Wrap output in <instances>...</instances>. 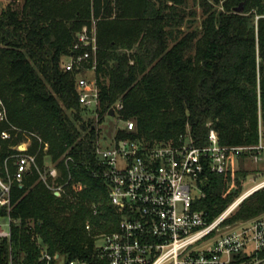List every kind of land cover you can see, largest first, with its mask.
Segmentation results:
<instances>
[{"label":"trees","instance_id":"16d2710c","mask_svg":"<svg viewBox=\"0 0 264 264\" xmlns=\"http://www.w3.org/2000/svg\"><path fill=\"white\" fill-rule=\"evenodd\" d=\"M191 4V5H190ZM242 5V13L234 8ZM196 7L200 9V19ZM97 20L96 124L116 105L131 133L114 141L176 144L187 134L206 145L210 130L221 145L258 144L264 124V0H11L0 3V100L10 138L0 137L3 163L13 173V148L29 140L39 169L54 165L64 188L55 197L35 169L11 189L9 240L0 264H41L36 237L50 255L96 262L91 236L114 231L120 220L101 177L95 150L98 130L81 109L75 74L63 57L77 33ZM44 145L47 150H44ZM193 208L207 221L241 195L246 174L204 172ZM79 184L78 192L72 186ZM94 210L97 211L94 214ZM264 214V190L244 200L227 222ZM7 214L0 210V217ZM93 227L88 235L85 224Z\"/></svg>","mask_w":264,"mask_h":264},{"label":"built area","instance_id":"2783aa9c","mask_svg":"<svg viewBox=\"0 0 264 264\" xmlns=\"http://www.w3.org/2000/svg\"><path fill=\"white\" fill-rule=\"evenodd\" d=\"M114 2L115 0H108ZM97 20L77 33L70 52L61 60L64 72L75 74L76 94L84 113L96 121L98 89L95 80L97 48ZM118 104L113 112L118 113ZM6 116L0 100V124ZM128 133L135 130L132 121H123ZM2 140L10 133L2 131ZM255 146L227 147L221 145L217 133L210 130L207 143L195 146L187 135H180L175 143H155L152 146L139 140L120 139L112 142L111 148H102L96 142L95 154L103 166L101 177L108 187V197L119 215L114 231L91 236L96 262L63 256L50 255L46 246L37 239L41 264H264V214L246 221L229 223L240 204L250 195L264 190V176L260 182L239 195L218 217L207 221L203 211L192 206L201 196L199 183L204 172L222 175L230 170L233 156L239 161L247 155L255 166L264 167V145L260 140ZM14 157V171L0 175V210L7 214L0 217V242L9 240L11 225L19 221L11 218L13 207L11 189L14 183L21 184L23 176L35 169L39 179L55 197H61L64 188L56 180L58 172L54 165L37 167L35 156L29 153V143ZM44 150L47 146L44 145ZM200 192L192 196L191 189ZM81 185L72 186L78 192ZM97 213L96 210L93 212ZM93 227L85 224L89 235ZM203 244H210L201 250ZM13 264L9 258V263Z\"/></svg>","mask_w":264,"mask_h":264},{"label":"rangeland","instance_id":"374dc122","mask_svg":"<svg viewBox=\"0 0 264 264\" xmlns=\"http://www.w3.org/2000/svg\"><path fill=\"white\" fill-rule=\"evenodd\" d=\"M1 5L6 6L8 2L5 0H0ZM191 5V4H190ZM195 11L198 13V21L200 19V9L196 7ZM94 124L96 126V129L98 130V144L101 145L103 148H111L112 147V142L114 139L115 134L119 131V129H123L122 127L124 126L123 120L116 117H109V116H104L102 118L101 123L96 124V121L94 120ZM260 124V140H262V143L264 145V124ZM29 140H22V142L18 143L15 145L13 148L16 150V148L19 149V151H22L24 149L23 144H28ZM30 145V143H29ZM264 155V154H263ZM2 167V173L4 176L6 175L8 170V164L3 163ZM230 170L231 171H240L242 173L246 174V178L244 181H242V187H241V194L244 193L245 191L252 186V181L253 182H260L262 180V176L260 173L264 176V167L261 163L258 164V166H255V164L252 162L251 158L248 157L247 155L241 156V160L236 156H233L230 164ZM11 174V173H9ZM192 191V196L198 198L200 195V192L195 188V186L191 189ZM210 244H203L201 247V250L204 248H208Z\"/></svg>","mask_w":264,"mask_h":264},{"label":"water","instance_id":"95a60500","mask_svg":"<svg viewBox=\"0 0 264 264\" xmlns=\"http://www.w3.org/2000/svg\"><path fill=\"white\" fill-rule=\"evenodd\" d=\"M7 1H10V0H7ZM233 11H234L235 13H242V5L240 4L238 7L234 8ZM107 116H109V117H115V112H113V110L110 109V110L108 111Z\"/></svg>","mask_w":264,"mask_h":264},{"label":"crops","instance_id":"0c3cea01","mask_svg":"<svg viewBox=\"0 0 264 264\" xmlns=\"http://www.w3.org/2000/svg\"><path fill=\"white\" fill-rule=\"evenodd\" d=\"M6 2H9V1H7V0H5ZM11 1V0H10Z\"/></svg>","mask_w":264,"mask_h":264}]
</instances>
